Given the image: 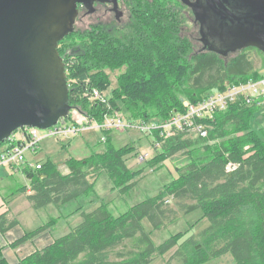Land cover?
<instances>
[{
    "label": "trees",
    "instance_id": "1",
    "mask_svg": "<svg viewBox=\"0 0 264 264\" xmlns=\"http://www.w3.org/2000/svg\"><path fill=\"white\" fill-rule=\"evenodd\" d=\"M130 4L131 21L121 36L95 25L85 31L74 30L59 41L63 60H75L66 66L70 110L62 119L64 123L77 122L73 111L101 123L105 116L122 110L129 118L163 121L174 110H184L182 100L194 104L212 90L224 89L226 82L236 84L263 76L254 70L246 53L226 63L215 53L191 54L189 41L178 33L183 21L171 0H130ZM122 67L108 104L90 103L82 95L89 87L107 89L111 82L106 70ZM257 109L237 102L214 113L206 120L205 137L180 131L162 138L153 132V143L159 141L160 146H154L156 153L146 166L159 169L177 152L188 154L180 166H175L177 176L172 181L118 216H113L106 204L81 212V222L67 234L17 264H149L155 254H164L184 235L175 233L155 246L141 224L147 218L153 230L159 229L166 217L168 197L178 203L192 201L180 207L184 206L186 213L197 210V220L208 221L200 233V249L188 238L174 253L182 258L181 264H197L227 252L233 264H264V135L251 128L249 119ZM101 134L105 149L80 160L68 159L66 174L49 159L37 162L39 169H32L26 161L22 172L29 178L31 193L27 199L33 208L60 206L88 195L101 172L119 192L132 189L143 171L126 164L134 145L116 147L111 131ZM5 144L12 147L19 142L5 140L0 147ZM229 163L231 170H227ZM22 189L27 190L21 187L18 191ZM56 220L52 218L50 223ZM15 224L6 220L5 212L0 214V233ZM48 225L25 231L11 246L25 242ZM127 239L133 240L130 249L124 243ZM216 245L220 248L212 250ZM202 247L208 250L203 252ZM0 264H8L1 247Z\"/></svg>",
    "mask_w": 264,
    "mask_h": 264
},
{
    "label": "rangeland",
    "instance_id": "2",
    "mask_svg": "<svg viewBox=\"0 0 264 264\" xmlns=\"http://www.w3.org/2000/svg\"><path fill=\"white\" fill-rule=\"evenodd\" d=\"M171 2L179 11L178 15L183 21L179 26L178 33L181 37L189 41L191 54H193L197 52L200 47V42L198 41V25L194 22L193 14L188 7L183 6L178 0H171ZM131 6L130 0H119L118 10L122 12V15L119 16V20L116 19L113 11L99 5H96L93 11L80 9L76 17L74 30L85 31L95 25H101L103 28L109 29L113 33L121 36L130 24ZM241 53L248 54L249 58L252 60L253 68L258 73L264 74V55L257 49L249 48L242 52L234 53L223 60L226 63ZM123 69L124 67L115 70H106L111 82L110 86L105 89L109 97L111 89L116 85L117 76ZM121 112L127 115V112L124 110ZM72 116L78 117V114L73 111ZM249 119L251 128L264 135V108L257 110ZM59 123H62V119ZM84 131L77 136H69L68 139H66V137H60L58 138L59 143H56L53 140L54 138H52L48 142L50 143L48 147L39 151L35 157L33 156L34 154L28 153L26 155L27 159L33 160L32 164L34 165L36 164V159H39L40 162H46V160L49 159L58 166L61 173L66 174L69 172L66 164L68 159L74 158L80 160L90 156L92 153L102 152L106 147L105 142L101 140L102 135H98L96 129L89 128ZM193 135L194 134L191 133V136ZM111 137L112 143L116 147L126 144L134 145V151L126 156V164L135 170L143 168L142 173L135 178V185L128 192L121 193L118 189H114L106 173L101 172L95 180L93 192L88 195H80L78 198L61 205V207L50 204L35 210L28 203L26 192L23 191V189L18 191L21 187L27 189L29 187V180L26 178L25 174L22 173V170L19 172L15 171V166L22 165L17 163L11 166L7 165L0 169V171L5 170L4 172H6L2 177L4 179L0 181V196L4 199L3 201L0 199V202L4 203L0 205V210L5 208L8 209V199L12 200L10 202L11 208L14 213L17 214V219L22 226L35 229L39 226L49 224L48 226H50L52 234L55 237L60 235V230L68 232L73 226L77 225L82 220V211L90 212L100 204H106L108 211L113 216H118L127 211L129 207L135 203L155 196L164 188V185L177 176L175 166H180L188 155L186 152H177L164 160V165L162 167L153 170L148 165L146 166V161L150 160L156 153L153 144V136H145V134L139 131L128 130L124 132L119 131V133L111 131ZM42 144H44L43 141ZM194 154H197V151H195ZM140 156L145 158L140 160ZM30 167L34 169L33 165H30ZM10 194L14 195L11 196ZM180 204L186 206L192 204V201L181 200L180 203H178V201L174 200L172 197H168V199L165 200L166 217L163 219L161 227L157 230L152 229V225L147 218L142 220L141 224L144 230L149 233L155 246L160 245L164 240L168 239L171 235L173 236L175 233L182 234V232H184V235L178 240L174 247L164 254H155L149 264H181L182 258L174 255V253L179 249L180 244L188 238L194 240V246L198 249L201 248L202 239L200 233L208 226V221L207 219L198 221L197 217L199 214L197 210L186 213V208L184 206L180 207ZM81 205L82 207L77 210ZM1 206L4 207L2 208ZM57 216L62 217L59 221L50 223L52 218ZM124 243L127 249H130L132 248L133 240L127 239ZM219 248L220 246L216 245L213 246L212 250H218ZM202 250L206 252L208 249L202 247ZM197 264H233V260L231 255L227 252Z\"/></svg>",
    "mask_w": 264,
    "mask_h": 264
},
{
    "label": "water",
    "instance_id": "3",
    "mask_svg": "<svg viewBox=\"0 0 264 264\" xmlns=\"http://www.w3.org/2000/svg\"><path fill=\"white\" fill-rule=\"evenodd\" d=\"M96 2L118 5L117 0H0V143L19 128H49L68 115L58 43L74 31L78 6L93 11ZM180 2L191 9L202 38L211 41L210 51L225 56L256 48L264 54V0Z\"/></svg>",
    "mask_w": 264,
    "mask_h": 264
},
{
    "label": "built area",
    "instance_id": "4",
    "mask_svg": "<svg viewBox=\"0 0 264 264\" xmlns=\"http://www.w3.org/2000/svg\"><path fill=\"white\" fill-rule=\"evenodd\" d=\"M65 62V61H64ZM75 62L70 57L65 62L66 66H71ZM68 87L69 82L67 80ZM71 84V82H70ZM90 103L108 104L109 94L106 90H99L95 87H89L82 93ZM237 102L244 103L247 106H262L264 104V74L257 80H248L236 84L226 82V87L222 90L214 89L206 95L204 99L197 103H190L182 100L183 111L174 110L168 119L158 120H142L129 118L122 112H114L104 117L101 123L93 120L89 116L74 117L76 123H59V121L45 129L37 127L24 126L14 131L9 139L10 142H19L12 147L7 144L0 147V168L11 166L13 164H25L26 155L34 154L39 149L40 143L44 139L60 138L74 136L82 131L94 128L102 133L106 131H128L136 130L145 136H153V132L157 131L159 137L166 138L177 132L184 131L193 133L196 136L205 137L207 135L206 120L213 118L214 113L225 111L230 105ZM63 119V118H62ZM41 131V132H40ZM101 140L105 141L102 134ZM155 141V139H154ZM155 147L160 146V142L153 143ZM145 157L140 156V160ZM35 169L40 168V164H32ZM233 166L227 165V170H231ZM4 204L0 202V205ZM2 208L4 206H1ZM7 209H3V212Z\"/></svg>",
    "mask_w": 264,
    "mask_h": 264
},
{
    "label": "crops",
    "instance_id": "5",
    "mask_svg": "<svg viewBox=\"0 0 264 264\" xmlns=\"http://www.w3.org/2000/svg\"><path fill=\"white\" fill-rule=\"evenodd\" d=\"M261 108H264V104L262 106H259L257 110H260ZM84 132H86V131H84ZM115 132L119 133V131H115ZM97 133H98V135H102L98 131H97ZM79 134H77V135H79ZM77 135H74V136H77ZM68 138L69 137H66V139H68ZM50 139H52V138L44 139L43 140L44 144H42V142L40 143L39 149L33 155L34 157L37 156L39 151L45 149L46 147H48V145H50V143H48ZM53 140L56 143H59V139L58 138H54ZM26 161H28L29 166L32 165V161L33 160H29L26 157ZM37 162H39V159H36L35 163H37ZM23 166H24V164H22L21 166H15V171L16 172L21 171ZM0 169H2V168H0ZM4 171H0V181L4 179V178H2L4 176V174H6V172H4ZM25 176L29 180L27 175H25ZM30 193H31V191L29 190V187H28L27 190H26V196L28 194H30ZM0 199L2 201L4 200L2 198V196H0ZM11 201L12 200L8 199V206L9 207H8L7 211H4L5 212V218H6L7 221H13V220L16 221V224L13 227L9 228L5 233H3V234L0 233V247L2 248L3 256L5 257V259L8 262V264H17L19 262V260H21L22 258L30 255L31 253H33L36 250L42 249L43 247H45V246L49 245L50 243H52L55 238L63 236V235H65V234H67L69 232V231L67 232V231L60 230L59 231L60 235L54 237L53 234H52V230L50 229V226H48L43 231H41L37 235L31 237L30 239L26 240L25 242H23V243H21V244H19L17 246H11V243L14 242L15 240L19 239L20 237H22L24 235L25 231L32 230V227L22 226L20 224L19 220L17 219V214H15L13 209L11 208V205H10ZM27 201L30 204V206L32 207L30 201L29 200H27ZM62 205H64V204H62ZM56 207H61V205L60 206H56ZM81 207H82V205L79 206L77 210H79ZM33 209H35V208H33ZM35 210H38V209H35ZM4 212H3V210H0V214H2ZM61 217L62 216H57V217H54V218H57L56 221H59V219ZM63 217L66 218L65 216H63Z\"/></svg>",
    "mask_w": 264,
    "mask_h": 264
},
{
    "label": "flooded vegetation",
    "instance_id": "6",
    "mask_svg": "<svg viewBox=\"0 0 264 264\" xmlns=\"http://www.w3.org/2000/svg\"><path fill=\"white\" fill-rule=\"evenodd\" d=\"M180 2V0H178ZM191 1H194V0H191ZM118 2V5H119V0H117ZM181 3V2H180ZM182 4V3H181ZM96 5H99V6H102V7H105V8H108L109 10L113 11L115 13V17L117 20H119V16L122 15V12L118 10V5L116 8L113 7V5L111 3H100V2H96L94 3L93 7H95ZM183 6H186L188 7L187 5H184L182 4ZM189 8V7H188ZM80 9H86L84 6L82 5H79V11ZM190 9V8H189ZM87 10V9H86ZM191 10V9H190ZM193 20L194 22H196V24L198 25V33H199V37H198V41L200 42V47H199V50H197L198 52H210V53H214L213 51H210V48H213V45L211 43V41L207 40V39H203L201 34H200V25L197 23V21H195L194 19V16H193ZM121 28V27H120ZM109 30V29H107ZM204 31V30H202ZM205 34H208L209 35V32H205ZM246 49H249V48H244V49H238V50H235L233 52H229L227 53V55L225 56H222V55H218L220 58L224 59V58H227L229 57L230 55L234 54V53H237V52H242ZM252 49V48H250ZM253 49H256V48H253ZM259 51V50H258ZM260 52V51H259ZM197 53V52H195ZM216 54V53H215ZM263 54V53H262ZM264 55V54H263Z\"/></svg>",
    "mask_w": 264,
    "mask_h": 264
}]
</instances>
